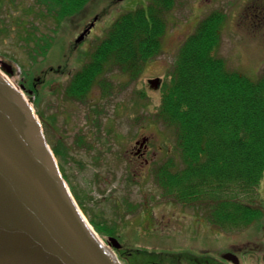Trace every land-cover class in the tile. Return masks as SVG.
I'll return each mask as SVG.
<instances>
[{
	"label": "rangeland",
	"instance_id": "rangeland-1",
	"mask_svg": "<svg viewBox=\"0 0 264 264\" xmlns=\"http://www.w3.org/2000/svg\"><path fill=\"white\" fill-rule=\"evenodd\" d=\"M0 75L21 89L32 108L49 148L62 145L58 167L86 210L87 222L109 252V237L133 257L154 251L177 250L181 245L210 237L220 242L258 241L264 218L248 226L224 230L207 221L200 203L181 204L162 193L155 168L177 157L176 136L156 116L164 84L177 53L198 23L210 14H222L216 55L228 69L252 79L264 75V0H171L162 16L158 53L142 72H106L107 89L92 88L82 101L66 94L69 79L89 59L114 20L154 0H91L73 16L60 18L59 7L40 6L37 0H0ZM51 12V13H50ZM95 19V20H94ZM93 23L79 43L77 38ZM159 79L158 89L149 81ZM143 147L139 153L136 149ZM142 153V157L137 158ZM253 205L264 214V181ZM113 250V249H112ZM120 264H127L116 251ZM138 253V254H137ZM115 258V257H114Z\"/></svg>",
	"mask_w": 264,
	"mask_h": 264
},
{
	"label": "trees",
	"instance_id": "trees-1",
	"mask_svg": "<svg viewBox=\"0 0 264 264\" xmlns=\"http://www.w3.org/2000/svg\"><path fill=\"white\" fill-rule=\"evenodd\" d=\"M90 1L37 3L47 10L60 6L59 17L64 18ZM171 5V0H154L114 20L88 61L70 77L66 94L83 102L95 86L105 93L104 76L115 67L135 79L158 53L162 16ZM222 17L212 13L198 23L177 53L169 83L162 87L156 116L174 130L178 156L159 164L154 179L165 196L181 204L200 203L212 226L231 230L264 218L252 201L264 181V75L252 79L230 70L216 55ZM62 148L51 147L55 157ZM59 170L65 179L63 168ZM69 188L86 214L80 197Z\"/></svg>",
	"mask_w": 264,
	"mask_h": 264
},
{
	"label": "water",
	"instance_id": "water-1",
	"mask_svg": "<svg viewBox=\"0 0 264 264\" xmlns=\"http://www.w3.org/2000/svg\"><path fill=\"white\" fill-rule=\"evenodd\" d=\"M24 89L0 75V264H120L83 221ZM107 245L120 247L114 238Z\"/></svg>",
	"mask_w": 264,
	"mask_h": 264
},
{
	"label": "flooded vegetation",
	"instance_id": "flooded-vegetation-1",
	"mask_svg": "<svg viewBox=\"0 0 264 264\" xmlns=\"http://www.w3.org/2000/svg\"><path fill=\"white\" fill-rule=\"evenodd\" d=\"M264 21V13L259 16ZM136 149L137 153L143 147ZM142 157V153L137 158ZM127 264H264V234L257 241L245 240L238 243H224L218 236L210 237L207 244L199 240L185 244L177 250L149 252L132 258V253H124L122 248H114ZM138 254V253H137Z\"/></svg>",
	"mask_w": 264,
	"mask_h": 264
},
{
	"label": "bare ground",
	"instance_id": "bare-ground-1",
	"mask_svg": "<svg viewBox=\"0 0 264 264\" xmlns=\"http://www.w3.org/2000/svg\"><path fill=\"white\" fill-rule=\"evenodd\" d=\"M3 78H5L4 76H2ZM6 79V78H5ZM6 81H7V79H6ZM8 83H10L11 84V82H9V81H7ZM81 213V212H80ZM81 216H82V218H83V221L86 223V225L88 226V228L92 231V233H93V235L96 237V240H97V242L100 244V246L102 247V249L107 253V254H109L110 255V253L107 251V249L104 247V245L102 244V242L100 241V239H99V237L96 235V233L92 230V228L90 227V225L88 224V222H87V220L85 219V217L83 216V214L81 213ZM112 255V254H111ZM110 255V257H112Z\"/></svg>",
	"mask_w": 264,
	"mask_h": 264
}]
</instances>
